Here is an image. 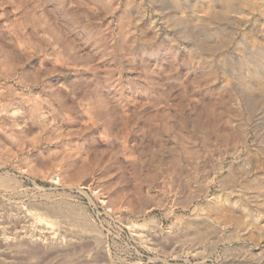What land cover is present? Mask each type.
I'll use <instances>...</instances> for the list:
<instances>
[{
	"label": "rangeland",
	"instance_id": "1",
	"mask_svg": "<svg viewBox=\"0 0 264 264\" xmlns=\"http://www.w3.org/2000/svg\"><path fill=\"white\" fill-rule=\"evenodd\" d=\"M187 2L0 0V264H264V16Z\"/></svg>",
	"mask_w": 264,
	"mask_h": 264
},
{
	"label": "bare ground",
	"instance_id": "2",
	"mask_svg": "<svg viewBox=\"0 0 264 264\" xmlns=\"http://www.w3.org/2000/svg\"><path fill=\"white\" fill-rule=\"evenodd\" d=\"M172 3H177L179 0H170ZM186 2H187V0H186ZM189 2V1H188ZM188 2H187V4H188ZM222 2V1H221ZM223 6L220 8V9H218V10H216V8H215V10H214V8L212 9L211 8V4H206L205 6L203 5V11H204V8L205 9H207L209 6H210V8L212 9V11H208V13H206V15H205V13H201L202 15H200L199 16V19H198V21L200 20L201 22V24L203 23L204 25H205V23L207 22H209V21H211V20H209V19H211V14H213V16L215 15L216 17H218V19L222 22V20H225L224 18L227 16V17H230L229 16V13H231V14H235V15H237L238 17H244V18H246V21L248 20V19H250V17H252L251 15H253V14H255L256 12H260V13H262L261 15L262 16H264V0H223ZM181 3V2H180ZM179 3V4H180ZM182 4V3H181ZM180 4V5H181ZM168 7V6H167ZM214 7H215V5H214ZM201 8V7H200ZM199 9V8H198ZM204 12H206V11H204ZM257 14V13H256ZM175 16V15H174ZM254 17V16H253ZM173 18V17H172ZM217 19V18H216ZM176 20V19H175ZM209 20V21H208ZM251 20V19H250ZM258 20V19H257ZM257 20H256V22H257ZM197 21V22H198ZM217 21V20H216ZM219 21V22H220ZM242 21V20H241ZM254 22H255V20H253ZM222 24V23H221ZM208 25V24H207ZM211 25V24H210ZM209 25V26H210ZM196 26H197V24H196ZM200 27H201V25H199ZM207 27V26H206ZM200 29V28H199ZM214 29V28H213ZM201 31V30H200ZM199 31V32H200ZM211 31V30H210ZM226 32V33H225ZM257 33V32H256ZM215 34H218L217 36H219V37H221L220 39H222L223 41H226L227 40V31H224V28L221 26V27H219L217 30H216V33ZM260 34V33H259ZM251 35V34H250ZM256 36V35H255ZM262 36H264V35H262ZM228 37H229V35H228ZM213 38V37H212ZM249 38V37H248ZM261 38V37H260ZM263 38V37H262ZM219 39V38H218ZM230 39V38H229ZM254 39V38H253ZM252 39V40H253ZM257 39V38H256ZM252 40H250L251 42H252ZM260 40V39H259ZM227 42V41H226ZM240 46V45H239ZM257 44H256V42H254V40H253V46L251 47V49H249V51L252 53V55H253V57H254V59L256 60V59H258L259 60V58H261V56L263 57V61H264V53H260L259 51V49L257 48ZM260 46V45H259ZM258 46V47H259ZM238 47V46H237ZM248 47H249V45H248ZM261 49H262V47H260ZM242 49H245V48H242ZM241 49V53H242V50ZM240 50V49H239ZM246 50V49H245ZM262 50H264V48L262 49ZM245 52V51H244ZM248 52V51H247ZM261 52H263V51H261ZM248 54V53H247ZM252 57V58H253ZM252 61H254V60H252ZM261 60H259V61H257V62H260ZM239 73V72H238ZM256 73V72H255ZM257 74V73H256ZM255 74V75H256ZM242 79H240V83L243 85V87L246 85L245 84V79H243L242 81H241ZM247 82V81H246ZM246 87V86H245ZM264 97V96H263ZM255 108V107H254ZM235 174V173H234ZM236 175V174H235ZM233 176V175H232ZM232 176H231V179H232ZM225 177V176H224ZM237 177V176H236ZM229 178H230V176H229ZM228 177L226 178V179H229ZM233 179H235L234 177H233ZM224 180V179H223ZM236 180V179H235ZM229 181H233V180H229ZM227 184H228V182H227ZM247 185H249V184H247ZM259 186V185H258ZM251 189V188H250ZM216 206V205H215ZM202 207V206H201ZM213 207V206H212ZM217 208V207H216ZM60 209V208H59ZM205 209V208H204ZM71 211V210H70ZM205 211V210H204ZM250 213V212H249ZM59 214V213H58ZM87 221V220H86ZM84 223V222H83ZM82 223V224H83ZM84 225V224H83ZM85 229H86V227H85ZM93 229V228H92ZM207 229V228H206ZM93 231V230H92ZM199 235H203V232H201V231H198L197 232ZM198 235V236H199Z\"/></svg>",
	"mask_w": 264,
	"mask_h": 264
}]
</instances>
